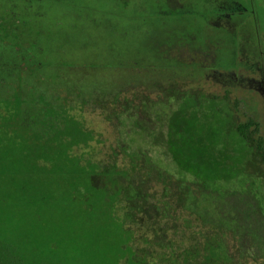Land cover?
<instances>
[{"label": "rangeland", "instance_id": "obj_1", "mask_svg": "<svg viewBox=\"0 0 264 264\" xmlns=\"http://www.w3.org/2000/svg\"><path fill=\"white\" fill-rule=\"evenodd\" d=\"M1 25L5 30L0 29V72H4L3 69L5 74L13 75L20 68L19 78L25 79L21 81L25 86H21L24 89L21 94L19 89L18 95L13 96L18 78L13 84L10 77L6 78L2 82L5 87L0 84V138H13L16 112L9 105L13 99L18 97L22 105L33 98L39 100L36 90L43 85L48 87L49 101L56 104L58 98L57 103H62L67 112L56 124L62 125L67 118L79 123L82 132H88L83 143L67 151L69 157L86 169L94 170L114 163L117 167L129 168L132 157L134 163L145 165L149 208L147 214L137 218L138 223L143 220L140 231L135 222L132 224L124 218L122 205L110 200L114 215L124 219L125 228L133 230L134 256H140L142 249H150V252L156 249L140 241L142 237L153 240L155 233L150 230L146 215L155 210L154 205L171 208L169 220L158 221L155 226L164 228L168 223L167 238L180 240L175 243L176 248L191 246L200 225L190 221L189 210L177 208L173 203L170 193H175L178 175L164 154L159 138V134L166 131L169 104L173 102L165 88L175 84L182 91L198 89L217 98L227 95L237 120L241 123L250 119L256 121L264 138V0H0ZM114 45L119 46L118 58L119 51ZM36 62L47 65L37 68ZM54 74H60V79L52 78ZM33 87L36 90H32ZM115 93L119 101L131 102L132 113L137 106L146 111L141 124L137 122L141 119L137 114H132V118L122 114L119 120L110 115L113 109L110 102ZM33 142L28 138L25 146L33 147ZM50 152L47 148L36 155L37 159H32L34 167L38 171L43 169V176L53 182ZM13 164L17 162H9L6 155H0V167L11 168ZM1 178L0 183L5 186ZM185 178V181L190 180L189 176ZM97 181L99 178L95 183ZM55 182L60 184V178L56 176ZM66 184L58 188L51 184L55 189L36 188L40 209L37 204L29 205L35 190L28 194L17 190V201L13 197L5 198V191L1 192L5 208L17 217V229L10 230L16 243L10 246L13 251H7V255L0 258V264H18L21 250L14 246L27 237L37 239L33 235L34 228L47 225L45 213L50 209L59 214L63 211L61 197L67 191L74 193L78 201L76 208L85 209L88 197L84 190ZM15 186L10 184L9 188L14 190ZM255 186L245 181L242 187L232 183L227 188L241 193L246 190L255 201L256 197L263 198V194L255 191L260 193L257 184ZM260 186L264 190V178L260 179ZM219 188L214 185L212 189ZM54 191L59 192V198L50 196ZM229 203L224 201L226 207ZM22 208L26 213L34 210L39 215H35L34 220L27 215L19 216L17 213L22 212ZM52 233L46 242L52 247L46 249L51 258L56 256L57 259L58 254L66 253L59 246L64 230L54 224ZM104 240H112L109 232L104 234ZM228 245L234 250L238 246L232 238ZM44 251L45 248L42 256L47 257ZM31 258V262H37L31 255L26 256V260ZM20 264L26 263L22 260Z\"/></svg>", "mask_w": 264, "mask_h": 264}, {"label": "trees", "instance_id": "obj_2", "mask_svg": "<svg viewBox=\"0 0 264 264\" xmlns=\"http://www.w3.org/2000/svg\"><path fill=\"white\" fill-rule=\"evenodd\" d=\"M0 29L5 30V27L1 25ZM1 42L2 37L0 45ZM112 46L111 43L110 47ZM114 47L118 50L119 46ZM118 51L117 58L121 54ZM45 65V62H36L37 68ZM20 70L17 68L13 75L5 74L3 69L4 72H0V84L9 77L13 84L18 78L13 96L18 95L19 89V94L24 90L21 86H25L22 84L25 79L19 78ZM54 75L50 78L60 76ZM38 83L43 84V81ZM3 86L5 87L4 84ZM177 86L172 84L170 88H165L169 100L173 102L169 104L171 110L165 123L166 131L163 135L159 134V138L164 154L178 175L175 179V193H170L173 203L177 208L189 210L192 215L190 221L200 225L199 233H195L191 246L176 248L175 243L180 240L167 238L168 223L164 228L155 226L158 221L169 220L171 208L167 205H154L155 210L146 215V219L150 221V230L155 233L153 240L142 237L140 241L148 244L149 248L156 249L152 252L150 249H142L140 256H134L131 246L133 230L125 228L124 219L120 220L114 215V205L110 200L122 205L124 218H128L132 224L135 222L140 231L143 220L138 223L137 218L149 208L146 202L149 185L147 181L144 182L145 165L137 161L134 163L133 157L129 161V168L117 167L116 163L101 170L86 169L79 165L67 155V151L71 146L83 143L88 132H82L79 123L67 118L63 119L62 125L56 124L57 119L67 112L62 103H57L58 98L56 104L49 101L46 96L49 88L43 85L38 90L32 88L38 92L39 100L33 98L22 105L23 102L18 97L13 99L9 104L16 112L13 138H0V155H6L9 162H17L11 168L0 167L1 180L7 185L5 187L0 183V247L3 244L0 258L7 255V251H13L10 246L16 243L10 230L17 229V217L5 208L1 192L5 191V198L13 197L17 201V190L28 194L38 187L55 189L52 185L58 188L67 183L70 188L84 190L88 197L87 206L84 210L77 209L78 201L74 199V193L67 189L61 197L63 211L59 214L50 209L45 213L47 225L34 228L33 235L37 239L27 237L23 239V243L14 246L21 250L19 254L22 257L18 258V264L22 260L26 264H264V190L260 186V179L264 178V138L261 128L259 131V125L252 119L245 123L239 122L229 106L227 95L217 98L198 89L182 91ZM111 105L113 109L110 115L117 120L121 119L122 114L128 118L137 114L138 117L141 116L137 120L141 124L144 113L146 114L138 106L132 113L134 106L131 102L119 101L117 93L112 95ZM28 138L29 141H34L33 147L25 146ZM149 138L154 140L151 135ZM153 147L157 146L153 144ZM47 148L51 151L49 159L52 158L53 163V182L48 180L49 177L43 176V169L38 171L33 165L32 158L37 159L36 155ZM18 166H21L19 173ZM14 169L16 170L13 171ZM56 176L60 178V184L55 182ZM185 176H189L190 180L185 181ZM97 178L99 181L95 183ZM245 181H249L251 187L257 184L260 193L256 189L255 191L259 195L263 194V198L256 197L253 201L246 190L241 193L227 188L232 183L242 187ZM10 184L12 187L16 185L14 190L9 188ZM214 185L220 186V190L212 189ZM58 193L57 191L50 196L57 195L59 198ZM224 201H230L227 207ZM39 202L36 191L29 205L37 204L40 209L42 205ZM22 209V212L17 213L19 216L27 215L34 220V216L39 215L34 210L26 213ZM170 221L173 222L172 219ZM54 224L64 230L59 238V246L66 252L62 256L55 252L58 254L57 259L56 256L51 258L46 249L52 247L47 246L46 242ZM50 226L52 228L49 230ZM106 232H109L111 241L104 240ZM230 238L238 244L235 250L228 245ZM44 248L47 257L42 256ZM28 255L38 263L31 262L32 258L26 260Z\"/></svg>", "mask_w": 264, "mask_h": 264}]
</instances>
